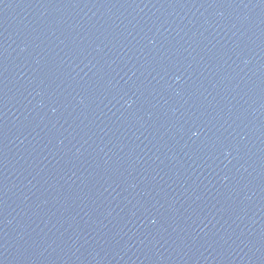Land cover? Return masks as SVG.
Wrapping results in <instances>:
<instances>
[{"label":"water","instance_id":"95a60500","mask_svg":"<svg viewBox=\"0 0 264 264\" xmlns=\"http://www.w3.org/2000/svg\"><path fill=\"white\" fill-rule=\"evenodd\" d=\"M0 264H264V0H0Z\"/></svg>","mask_w":264,"mask_h":264}]
</instances>
